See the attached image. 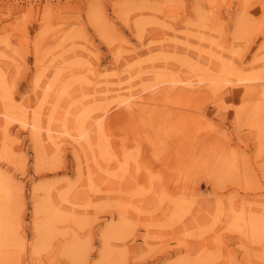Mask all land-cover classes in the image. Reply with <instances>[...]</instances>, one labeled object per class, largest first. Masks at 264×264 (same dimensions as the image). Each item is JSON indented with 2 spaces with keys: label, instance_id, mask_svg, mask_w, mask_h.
<instances>
[{
  "label": "rangeland",
  "instance_id": "1",
  "mask_svg": "<svg viewBox=\"0 0 264 264\" xmlns=\"http://www.w3.org/2000/svg\"><path fill=\"white\" fill-rule=\"evenodd\" d=\"M0 264H264V0H0Z\"/></svg>",
  "mask_w": 264,
  "mask_h": 264
},
{
  "label": "bare ground",
  "instance_id": "2",
  "mask_svg": "<svg viewBox=\"0 0 264 264\" xmlns=\"http://www.w3.org/2000/svg\"><path fill=\"white\" fill-rule=\"evenodd\" d=\"M105 111H106V110H105ZM9 112H10V110H9ZM12 112H13V111H12ZM6 113H7V112H6ZM13 114H14V113H12V116H13ZM8 116H10V115H8ZM8 116H7V118H8ZM15 116H16V115H15ZM15 116H13V118H16ZM10 117H11V116H10ZM18 119H19V118H18ZM21 119H22V118H21ZM6 120H7V119H6ZM11 120H15V119H12V118H11ZM24 120H25V119H24ZM24 120H23V121H24ZM8 121H9V120H8ZM21 121H22V120H21ZM25 121H26V120H25ZM25 121H24V122H25ZM6 122H7V121H6ZM38 122H39V121H36V124H39V125L41 126V122H40V123H38ZM100 122H102V121L100 120ZM100 122H98V124H101ZM7 124H8V123H7ZM102 124H103V123H102ZM33 125H34V124H33ZM40 126H36V127L38 128V127H40ZM98 127H99V125H98ZM100 127H101V126H100ZM85 128H86V127L81 128V131H82L83 129H85ZM101 128H102V127H101ZM101 128H99L100 131H101ZM49 129L51 130V126L49 127ZM39 130H40V128H39ZM39 130H38V131H39ZM79 130H80V129H79ZM85 131H88V130H85ZM36 132H37V131H36ZM41 132H42V131H41ZM50 132H51V131H50ZM50 132L48 133V135L50 134ZM83 132H84V130H83ZM70 133H71V131H70ZM80 133L83 134L82 132H80ZM72 134H73V133H72ZM85 134H86V133L83 134V135L85 136V138H83L84 141H86L87 139L90 138L89 133H88L87 135H85ZM83 135H82V136H83ZM69 136H70V134H69ZM82 136H81V137H82ZM84 136H83V137H84ZM86 136H89V137L86 138ZM40 137H41V136H40ZM50 138H51V137H49V139H50ZM72 138H74V137H72ZM58 139H60V138H58ZM50 140H51V139H50ZM54 141H55V140H54ZM80 141H81V140H80ZM88 142L90 143L89 140H87V143H88ZM94 142H95V141H94ZM54 143H55V142H54ZM57 144H58V143H57ZM61 144H62V143H61ZM61 144H59V145H61ZM81 145H82V144H81ZM89 145H90V144H89ZM56 146H57V145H56ZM90 146L92 147V145H90ZM56 148H59V147H56ZM92 148H93V147H92ZM260 236H261V235H260Z\"/></svg>",
  "mask_w": 264,
  "mask_h": 264
}]
</instances>
